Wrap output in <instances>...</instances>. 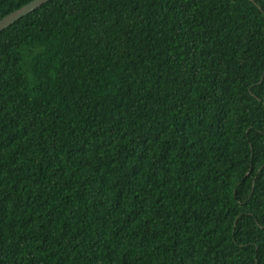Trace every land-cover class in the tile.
<instances>
[{
  "label": "trees",
  "instance_id": "16d2710c",
  "mask_svg": "<svg viewBox=\"0 0 264 264\" xmlns=\"http://www.w3.org/2000/svg\"><path fill=\"white\" fill-rule=\"evenodd\" d=\"M0 264H264V0H50L1 31Z\"/></svg>",
  "mask_w": 264,
  "mask_h": 264
},
{
  "label": "water",
  "instance_id": "95a60500",
  "mask_svg": "<svg viewBox=\"0 0 264 264\" xmlns=\"http://www.w3.org/2000/svg\"><path fill=\"white\" fill-rule=\"evenodd\" d=\"M50 0H32L31 2L27 3L26 5L22 6L18 10L12 12L11 14L7 15L3 19L0 20V32L5 30L6 28L10 27L26 15L32 13L33 11L40 8L42 5L46 4Z\"/></svg>",
  "mask_w": 264,
  "mask_h": 264
}]
</instances>
